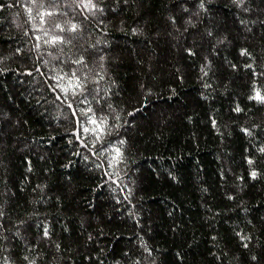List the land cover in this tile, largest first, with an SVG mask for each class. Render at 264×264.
Instances as JSON below:
<instances>
[{"label":"trees","instance_id":"trees-1","mask_svg":"<svg viewBox=\"0 0 264 264\" xmlns=\"http://www.w3.org/2000/svg\"><path fill=\"white\" fill-rule=\"evenodd\" d=\"M257 94L264 0H0V264H264Z\"/></svg>","mask_w":264,"mask_h":264},{"label":"snow or ice","instance_id":"snow-or-ice-1","mask_svg":"<svg viewBox=\"0 0 264 264\" xmlns=\"http://www.w3.org/2000/svg\"><path fill=\"white\" fill-rule=\"evenodd\" d=\"M52 13H48V15H51ZM73 30H75V26H73ZM75 75V73H73V76ZM77 87H79V84H78V82H77ZM256 99H264V98H262V97H260V95L259 94H257V96H256ZM92 123H96V121L95 120H93L92 121ZM253 175H255L254 173H253Z\"/></svg>","mask_w":264,"mask_h":264}]
</instances>
